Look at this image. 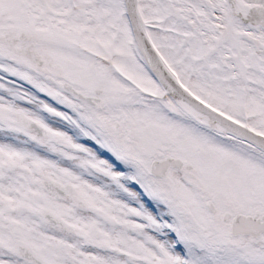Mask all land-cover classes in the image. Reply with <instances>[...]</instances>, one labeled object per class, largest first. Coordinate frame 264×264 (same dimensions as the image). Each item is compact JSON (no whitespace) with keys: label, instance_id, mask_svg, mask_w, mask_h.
<instances>
[{"label":"snow or ice","instance_id":"obj_1","mask_svg":"<svg viewBox=\"0 0 264 264\" xmlns=\"http://www.w3.org/2000/svg\"><path fill=\"white\" fill-rule=\"evenodd\" d=\"M0 264H264V0H0Z\"/></svg>","mask_w":264,"mask_h":264}]
</instances>
